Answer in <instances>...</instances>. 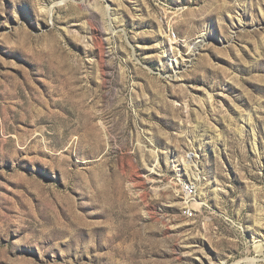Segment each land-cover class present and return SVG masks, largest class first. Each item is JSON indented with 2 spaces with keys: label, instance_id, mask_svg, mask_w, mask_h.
I'll return each instance as SVG.
<instances>
[{
  "label": "rangeland",
  "instance_id": "1",
  "mask_svg": "<svg viewBox=\"0 0 264 264\" xmlns=\"http://www.w3.org/2000/svg\"><path fill=\"white\" fill-rule=\"evenodd\" d=\"M0 264H264V0H0Z\"/></svg>",
  "mask_w": 264,
  "mask_h": 264
},
{
  "label": "built area",
  "instance_id": "2",
  "mask_svg": "<svg viewBox=\"0 0 264 264\" xmlns=\"http://www.w3.org/2000/svg\"><path fill=\"white\" fill-rule=\"evenodd\" d=\"M182 190H183V192H184L185 194H187V195L189 196V195H192V193H194V191H195V187H194V185H192V184L184 183V184L182 185ZM184 213H185V215H186L187 217H191V216L194 215V211H193L192 207H190V206H187V207L184 209Z\"/></svg>",
  "mask_w": 264,
  "mask_h": 264
},
{
  "label": "bare ground",
  "instance_id": "3",
  "mask_svg": "<svg viewBox=\"0 0 264 264\" xmlns=\"http://www.w3.org/2000/svg\"><path fill=\"white\" fill-rule=\"evenodd\" d=\"M178 62H176V64H177Z\"/></svg>",
  "mask_w": 264,
  "mask_h": 264
}]
</instances>
